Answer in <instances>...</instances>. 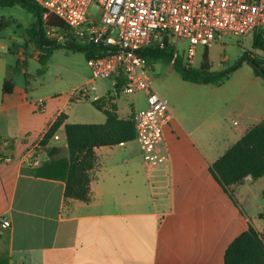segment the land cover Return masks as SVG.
<instances>
[{"label": "crops", "instance_id": "1", "mask_svg": "<svg viewBox=\"0 0 264 264\" xmlns=\"http://www.w3.org/2000/svg\"><path fill=\"white\" fill-rule=\"evenodd\" d=\"M29 47L37 61L30 38ZM24 53L19 51L23 64ZM240 69L216 85L235 77L233 91L223 90L231 104L220 107L228 112L215 120L179 116L169 106L164 166L148 169L134 141L95 148L86 203L64 199L63 125L44 146L40 142L60 114L65 124H103L105 116L100 121L78 110L74 118L92 121H73L70 98L36 97L6 69L0 77V223L10 226L0 227V264H223L229 244L249 226L264 237V176L247 177L233 188L235 204L209 173L212 163L264 120V81L252 69ZM5 80L13 90L3 95ZM102 81L110 87L92 86V76L85 81L89 97L98 96L104 109L114 105L119 119L137 112L116 98L117 80ZM39 100L42 112L35 107ZM229 117L231 127L225 124Z\"/></svg>", "mask_w": 264, "mask_h": 264}, {"label": "built area", "instance_id": "2", "mask_svg": "<svg viewBox=\"0 0 264 264\" xmlns=\"http://www.w3.org/2000/svg\"><path fill=\"white\" fill-rule=\"evenodd\" d=\"M45 15L65 24L68 33L46 28L47 38L63 43L90 45L101 53L88 63L92 80H120L125 94L143 93L146 107L132 115L134 142L146 167L155 170L168 162L163 132L172 115L147 74L142 51L164 48L169 40L187 41L186 59L193 64L197 49L209 48L226 36L258 35L264 40V0H37ZM91 5L97 16L88 14ZM70 34V36L68 35ZM171 64L178 56L176 50ZM86 88L73 91L74 100L88 98ZM118 95V91L115 92ZM92 102L100 100L92 96ZM43 111V101L35 103ZM57 139V136H54ZM38 164V161H33ZM10 226L7 220L2 229Z\"/></svg>", "mask_w": 264, "mask_h": 264}, {"label": "trees", "instance_id": "3", "mask_svg": "<svg viewBox=\"0 0 264 264\" xmlns=\"http://www.w3.org/2000/svg\"><path fill=\"white\" fill-rule=\"evenodd\" d=\"M18 5L30 12L35 22L28 31L31 42L38 51L37 61L45 67L54 50L64 49L67 52L80 53L89 62L101 53L90 45H78L68 42L58 43L47 38L46 28H56L68 33V29L53 15H45V10L37 0H0V7ZM3 27L0 20V30ZM254 49L264 52V40L256 34L250 35ZM145 59L164 58L171 62L173 52L168 46L164 48L147 49L142 51ZM247 61L255 76L264 81V58L245 54L238 63L223 72L211 71L207 51L204 50L199 68L182 64L178 56L175 57L174 67L184 81L198 85H220L242 62ZM44 69V68H43ZM43 69L39 73H44ZM114 89L119 90L121 82L117 80ZM13 85L10 81H3L1 92L10 94ZM94 107L105 116L103 124H65V115L60 114L51 125L40 142L44 146L54 133L63 125L67 144V169L64 176V199L88 202L90 200L91 173L96 165L95 148L110 147L134 140L135 131L132 116L119 119L115 106L109 105L104 109L99 100L92 102ZM209 173L217 184L228 194L236 204L233 188L241 185L249 177L255 181L264 176V120L249 129L235 144L229 147L214 163L209 166ZM223 264H264V237L251 226L236 237L227 247L223 256Z\"/></svg>", "mask_w": 264, "mask_h": 264}, {"label": "rangeland", "instance_id": "4", "mask_svg": "<svg viewBox=\"0 0 264 264\" xmlns=\"http://www.w3.org/2000/svg\"><path fill=\"white\" fill-rule=\"evenodd\" d=\"M88 14L97 16L99 9L96 5H91ZM3 27L0 30V77L4 71L11 68L14 72V82L27 87L28 84L35 92L36 97L54 96L53 100L71 99L68 109L73 121H92L91 118L78 120L74 118L78 110L87 113H93L98 116L100 121H104V115L96 112L97 110L92 101V96L74 101L71 95L74 90L89 88L85 81L91 78L88 62L78 53H68L64 49L54 50L45 67L32 57V51L29 47L28 31L35 22L33 15L26 9L15 5L13 7H0V20ZM251 36H226L215 40L208 48V61L210 70L214 72H223L226 69L236 65L245 54L250 56H259L264 58V52L254 49L251 45ZM168 47L175 52L176 40L168 42ZM187 41L179 40L176 50L182 64L188 65L186 59ZM24 51L26 63L20 62L19 51ZM204 49H197L193 68H199L202 61ZM241 67V73L252 69V66L244 61L238 67ZM44 68V69H43ZM43 69L44 73H39ZM147 74L152 80L155 92L168 102V105L175 114L182 116H192L195 119L205 121V119L215 120L217 117L226 114L228 107H220L221 104L230 105L229 96L223 93L226 88L233 91L230 86L235 80L231 77L230 81L218 88L216 85H198L184 81L181 75L176 71L174 64L166 61L164 58L147 59ZM1 79V78H0ZM96 85L101 89H107L110 84L107 81L95 80L92 86ZM220 94H217V92ZM118 91V90H117ZM224 94V95H223ZM123 106L129 107L132 104L134 110L138 111L145 106V97L143 93L125 94L118 91L117 97ZM99 111V110H97ZM96 121V119H93ZM103 123V122H102ZM227 127H231L232 120L229 117L225 122ZM62 138L64 133L60 132ZM221 143V141H219Z\"/></svg>", "mask_w": 264, "mask_h": 264}, {"label": "water", "instance_id": "5", "mask_svg": "<svg viewBox=\"0 0 264 264\" xmlns=\"http://www.w3.org/2000/svg\"><path fill=\"white\" fill-rule=\"evenodd\" d=\"M70 36V34H68ZM78 45L82 46L83 44L79 43Z\"/></svg>", "mask_w": 264, "mask_h": 264}]
</instances>
